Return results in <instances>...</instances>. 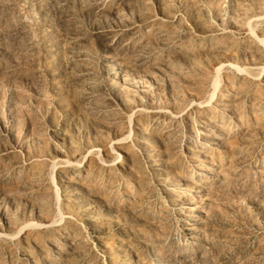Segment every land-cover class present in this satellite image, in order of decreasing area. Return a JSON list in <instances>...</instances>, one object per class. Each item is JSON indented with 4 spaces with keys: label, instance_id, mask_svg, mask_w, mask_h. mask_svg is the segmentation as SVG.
I'll list each match as a JSON object with an SVG mask.
<instances>
[{
    "label": "rangeland",
    "instance_id": "1",
    "mask_svg": "<svg viewBox=\"0 0 264 264\" xmlns=\"http://www.w3.org/2000/svg\"><path fill=\"white\" fill-rule=\"evenodd\" d=\"M250 26L264 0H0V264H264Z\"/></svg>",
    "mask_w": 264,
    "mask_h": 264
},
{
    "label": "bare ground",
    "instance_id": "2",
    "mask_svg": "<svg viewBox=\"0 0 264 264\" xmlns=\"http://www.w3.org/2000/svg\"><path fill=\"white\" fill-rule=\"evenodd\" d=\"M250 32H251V34L253 35V37H255L256 38V41H257V43H258V45L259 46H263L264 47V36H262V35H257L256 33H255V31H254V28L253 27H251L250 26ZM237 67H239V66H237ZM246 67V66H245ZM245 67H242V68H240V69H238L239 70V72H241V71H244L245 73H247L249 76H255V77H258L260 74H261V71H264V66L261 68V70L259 71V72H253V71H248ZM250 70V69H249ZM244 73V74H245ZM217 78V77H216ZM255 79H257V78H255ZM213 84L215 85L214 86V88L216 87V84H218L217 82H216V79L214 80V82H213ZM217 88V87H216ZM215 90V89H214ZM217 90V89H216ZM214 92L210 95V100L213 98V96H214ZM118 98L120 99V96H119V93L118 92H116L115 93V97H114V100L115 101H117L118 100ZM209 100V101H210ZM208 105V104H207ZM242 115V114H241ZM163 121H165V124H168L169 123V121L168 120H163ZM226 124V123H225ZM151 125H153V124H148L147 125V127H149V126H151ZM127 137H129V135H127V136H125V137H121V139H127ZM209 138V137H208ZM208 140V139H207ZM111 143V142H110ZM213 144V143H212ZM113 147V144L111 143V148ZM210 147H213L212 145L210 146ZM113 149V148H112ZM94 153V152H93ZM98 154V153H97ZM117 156H118V162L119 161H123V155L121 154V153H118L117 154ZM98 157V156H97ZM99 159H100V161H101V163H102V165H104V166H110V165H112V163H110V162H108V160H106L105 158H102V156L101 155H99ZM79 161V160H78ZM110 161V160H109ZM113 162H114V160H113ZM66 162H64V164H65ZM77 167L76 168H74L72 171L73 172H75V171H78L79 170V168H81L82 167V161H79V162H77V165H76ZM52 172V171H51ZM48 173V172H47ZM59 213H61V211H59ZM84 214H85V216H87V217H89V215H88V213H86V212H83ZM62 214V213H61ZM55 223H56V221H55Z\"/></svg>",
    "mask_w": 264,
    "mask_h": 264
}]
</instances>
